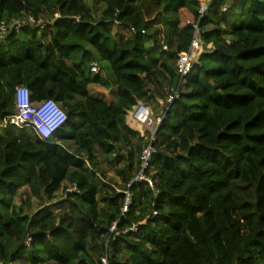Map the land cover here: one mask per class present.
<instances>
[{
	"label": "trees",
	"instance_id": "obj_1",
	"mask_svg": "<svg viewBox=\"0 0 264 264\" xmlns=\"http://www.w3.org/2000/svg\"><path fill=\"white\" fill-rule=\"evenodd\" d=\"M102 1L0 0V19L60 14L0 42V120L19 85L66 113L49 141L0 128V264H264V0L202 17L199 0ZM194 23L212 47L181 78ZM160 99L153 135L127 124ZM69 183L80 192L51 202ZM32 196L46 203L29 214Z\"/></svg>",
	"mask_w": 264,
	"mask_h": 264
},
{
	"label": "built area",
	"instance_id": "obj_2",
	"mask_svg": "<svg viewBox=\"0 0 264 264\" xmlns=\"http://www.w3.org/2000/svg\"><path fill=\"white\" fill-rule=\"evenodd\" d=\"M230 1L232 0H227V3L223 5V11H226ZM199 2V14L200 17H202L212 0H199ZM58 18H60L59 13H55L51 20H37L29 14H24L20 17H12L9 20L0 19V42L3 41L10 32L18 31L23 26L30 25L44 28L49 22ZM78 18L79 17H77V19ZM114 24L119 25L120 23L118 20H115ZM193 28L195 31L188 51L177 54L176 67L181 78L189 73L194 63H196L200 53L207 47V44H204L201 39L203 30L199 28L198 23H194ZM128 31L134 33L136 29L130 25ZM144 32V30L141 31V33ZM163 48L166 49V46ZM100 69L99 63L94 60L90 65V71L92 73H98ZM172 99L173 96H169L167 101H172ZM13 104V112L5 115L4 118L0 120V128L8 125L17 128H27L42 141H49L50 137L56 132V130L66 122V113L58 102L52 98H44L36 101L31 100V92L27 86L19 85L15 88ZM127 116L133 121L140 123L142 126L151 124L156 125L160 121V119H154L150 107L141 101H138L132 109L127 111L126 117ZM152 151L153 148L151 146L144 149V167L147 165V160ZM138 178L142 179L143 176ZM64 190L65 193L77 194L80 192L76 183L67 184ZM134 230H136V228H134ZM101 262L107 264L106 257H102Z\"/></svg>",
	"mask_w": 264,
	"mask_h": 264
},
{
	"label": "rangeland",
	"instance_id": "obj_3",
	"mask_svg": "<svg viewBox=\"0 0 264 264\" xmlns=\"http://www.w3.org/2000/svg\"><path fill=\"white\" fill-rule=\"evenodd\" d=\"M103 1L102 0H99V3H98V8H99V11L103 9ZM111 31L113 34H118V35H127V31H125L124 29H119L118 27L116 26H112L111 27ZM206 48H210V45L207 44V47ZM203 52V51H202ZM201 52V53H202ZM198 60V59H197ZM101 77L102 78H106L108 77L107 76V72L105 69H102V72H101ZM112 89V85L111 83L106 85V87H101L99 85L97 86H93V89L91 90L92 93H102L101 91L104 92H109L110 90ZM105 95V93H104ZM108 97V96H106ZM164 102L163 100H157V102H154L152 104L149 105L150 107V110H151V113H152V116L154 117V119H159V117H161V112L163 111V107H164ZM129 116L126 117V122L131 126L133 127L130 123H129ZM133 129H137L141 135H145V133H152L155 129V125L151 124V125H143L142 126V129H138V128H135L133 127ZM144 152V151H143ZM144 154V153H143ZM142 159H143V155H142ZM144 166V160H143V164ZM145 168V167H144ZM108 175L112 176V172H109ZM65 188L63 186H61L60 190H59V193L55 196V198H53V200H51V202H55V201H60L61 199H64L65 198ZM127 193V192H126ZM24 192L22 193H19L18 196L16 197V203L20 204L21 200L24 199ZM127 204H125V206H127L129 203H130V195L129 193H127ZM30 205L29 207H26V211L31 214V213H34L36 212L41 206H43L46 202L43 198H40V197H31L30 198ZM126 209V207H125ZM124 210V208H123Z\"/></svg>",
	"mask_w": 264,
	"mask_h": 264
},
{
	"label": "water",
	"instance_id": "obj_4",
	"mask_svg": "<svg viewBox=\"0 0 264 264\" xmlns=\"http://www.w3.org/2000/svg\"><path fill=\"white\" fill-rule=\"evenodd\" d=\"M155 130H156V129H154V131L152 132V135L155 133ZM149 146H151V144H150ZM143 168H144V166H143ZM142 174H143V170H141V171L138 173V175H137V177H136V178H138V177L142 176ZM136 178H135V179H133V181H135V180H136Z\"/></svg>",
	"mask_w": 264,
	"mask_h": 264
},
{
	"label": "crops",
	"instance_id": "obj_5",
	"mask_svg": "<svg viewBox=\"0 0 264 264\" xmlns=\"http://www.w3.org/2000/svg\"><path fill=\"white\" fill-rule=\"evenodd\" d=\"M209 45H210V48L212 47V44L211 43H209ZM207 49H209V48H207ZM128 124V123H127ZM129 125V124H128ZM130 126V125H129ZM131 127V126H130ZM133 128V127H132ZM137 130V129H136ZM22 192H25V190L24 189H22L19 193H22ZM18 193V194H19ZM16 199V198H15ZM15 204H18V203H16V200H15Z\"/></svg>",
	"mask_w": 264,
	"mask_h": 264
}]
</instances>
